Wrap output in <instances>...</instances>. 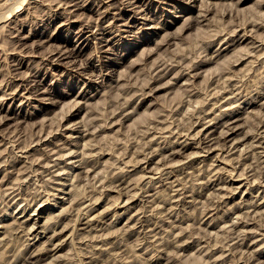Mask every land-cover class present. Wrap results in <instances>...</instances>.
Masks as SVG:
<instances>
[{
    "label": "rangeland",
    "instance_id": "374dc122",
    "mask_svg": "<svg viewBox=\"0 0 264 264\" xmlns=\"http://www.w3.org/2000/svg\"><path fill=\"white\" fill-rule=\"evenodd\" d=\"M4 1L0 0V135L2 136H0V161H3L0 162V179L2 178L0 182H3L0 187L3 186L4 188H0V192L4 193L3 195L0 194V264H102L103 262H106L103 264H264V176H262L264 175L262 173L264 172V159H261L264 157V141L261 143L264 140V128H260L264 127V0ZM2 2L5 5L4 3L1 4ZM18 5L19 7L17 8L19 9H13ZM8 8H12L15 12L13 10L9 11ZM204 10L206 12L208 10L206 15ZM7 13L10 16L8 15L7 17ZM7 28L12 29L8 31ZM23 40L25 42H22ZM51 49H54V52ZM216 53L219 56H216ZM219 53L222 54L221 57ZM64 54L66 56L61 57ZM255 56L257 58H254ZM206 57L210 58L207 59ZM215 57L216 59H214ZM197 62L200 63L197 64ZM193 64H197L195 65L197 67ZM189 68L191 69L189 70ZM159 70H162L161 74ZM180 70L183 73H180ZM191 71L198 75L192 74ZM222 74L226 75L223 76ZM187 75L189 78L186 77ZM190 78L192 79L190 80ZM188 80L191 81V84ZM186 81L191 86L186 85ZM193 90L195 91L191 92ZM211 92L216 93L215 96ZM219 94L220 97H218ZM224 95L225 97H223ZM125 101L129 105L124 104L126 103ZM215 101L218 103L213 106ZM227 102H231V104ZM122 105L125 106V109H123ZM200 105H203V107L199 108ZM120 106L121 110L118 109ZM200 109L203 110L201 111ZM113 110L115 115L112 113ZM133 110L134 112L137 111L131 113ZM127 111L129 112L126 113ZM219 112L220 114L223 113V117L220 116ZM166 113H169L170 116ZM128 114H130V118ZM229 116H232L230 118L231 121L238 117L241 118L235 121L238 123V128L236 127L237 129L235 128L232 131L221 123L223 119L225 120ZM258 117H261V120ZM116 118L118 120L121 118L119 120L121 123L119 121L116 122ZM163 118L167 121L163 120ZM188 118L196 121L192 120L193 123H191V120H187ZM150 119L152 120L150 121ZM172 119L177 121V123L173 122ZM184 119H186L184 124L187 122L185 125L183 124ZM112 120H115L116 123ZM152 121H155L154 125ZM112 122L114 126L111 124ZM201 122L204 126H202ZM102 123H105V125ZM161 123H164L165 127L168 125L167 129L169 131ZM94 124L99 126L97 127ZM147 124L152 125V128ZM189 124L193 128L190 131ZM159 125L161 130H163L161 133ZM95 127L97 128L96 131ZM183 127L186 129H183ZM142 128H144V132L146 128H151L152 131L154 128L158 130L156 133L154 130V134L151 130H148V135L146 129L144 135V132L142 134L140 131ZM179 129L180 131H178ZM182 129L185 131L181 134ZM222 129L225 131L224 133L228 130L229 136L226 139L223 136ZM84 130L88 131L85 132ZM197 130L199 135H196ZM188 131L192 134L188 133ZM93 133H96L95 136ZM157 133L159 134L157 135ZM219 133L220 135L222 134V137L219 136ZM256 133H258L259 137H256ZM150 134L154 135H151L155 138L151 137L153 141L150 140V137L148 139ZM161 134L164 138L163 136L159 137ZM91 135L94 137H90ZM140 135L142 141L141 137H139ZM11 138L12 140H10ZM144 138L148 141L145 142ZM6 139L9 143H6ZM90 141L92 144L89 143ZM183 141H186V143ZM246 141L248 142L246 143ZM137 142H141V146ZM162 142L166 146H163L164 143ZM251 142L252 144L255 142L257 147L254 144V147H250L252 145ZM84 143L86 145L89 143L88 145L91 144L92 146L90 145L88 148ZM183 143L188 144L185 149L181 147ZM144 144L146 148L148 147L147 150L153 153L150 152V154L143 147L146 150L145 152L142 149ZM150 144H153V146ZM132 146L137 147L133 148ZM18 147L19 149L24 147V149L19 150L17 149ZM66 147H72L70 149L73 152L68 153L67 151L71 152V150H67ZM149 147L153 148L149 150ZM174 147L176 149L180 147L181 151L171 155L172 151L170 150H176ZM248 147H250L251 152L253 150L252 153H250ZM61 148H64V150ZM154 148H157L158 151L157 149L155 151ZM204 148H207L208 152ZM73 149L76 150L74 151ZM227 149L229 151H225ZM62 150L68 154L62 153ZM142 150L144 152H141ZM166 150L170 152L168 153ZM21 151L26 154L21 153ZM48 152L50 153L48 154ZM136 152H140V154ZM217 152H220L219 157L221 158L218 157ZM244 152L249 154L246 155ZM41 154L43 156L47 155V157L44 158ZM158 154L164 157L162 158ZM229 154L235 158L233 156L231 158ZM238 154H241V156ZM252 154L254 156L256 154L260 155V157L255 156L257 157L255 162L258 160L259 165L255 164V157ZM56 155L61 157H56L58 162L54 158ZM83 155L88 156L84 157ZM243 155L245 156L243 157ZM142 157L145 158L141 159ZM224 157H228V162ZM236 157H242L243 159H237ZM13 158L17 165H14ZM27 158L28 160H25ZM149 158L151 162L147 163L146 160ZM249 158L250 161L253 160L250 162ZM4 159L6 160L4 161ZM7 159L10 160L8 161ZM32 159L36 161L32 162ZM168 159L169 161H167ZM24 160L26 161L25 164H23ZM47 160L49 163L54 160L55 162L50 163L51 165L48 163L46 166L45 161ZM242 160L247 161L248 164L246 162L244 164ZM30 161L34 164L35 169L30 164ZM41 161L45 165H41ZM165 161L170 166L166 167ZM252 162H254L252 164L253 167L257 165L262 170L258 168V172L256 170L257 166L254 168L256 171L252 170L249 166ZM241 164L242 166H240ZM243 164L244 167L247 164L248 166L245 168L249 167L250 170L245 169ZM22 165L26 170H23ZM213 165L216 166L214 167ZM2 166L10 170L6 171L7 169ZM219 166H222V168ZM13 167H16V169L14 170ZM36 167H39V170H36ZM159 167L162 168V170L160 168L161 171H163L164 167L163 173L156 169ZM232 168L235 169L234 173ZM134 169L137 170L135 171ZM243 169H245V173ZM54 170H57L58 173H56L57 171L52 173ZM43 171L44 173H42ZM228 171L230 173H227ZM241 171H243L242 174L240 173ZM176 172L180 175L177 176ZM112 173L113 175L109 176ZM190 173H193V175ZM207 173H211V177ZM253 173L259 174L255 176ZM51 174L52 178L50 177ZM197 174L198 176H196ZM230 174L233 175L231 176ZM240 174L244 177L237 176ZM24 175L25 178L27 177V181ZM27 175H30V177ZM53 175H56V177ZM185 175L191 178L188 179ZM212 175L215 177L212 178ZM35 176L36 178L38 177L37 181L34 179ZM116 176L120 179H117ZM142 176H145L144 179ZM208 176L212 181L208 179ZM177 177H182L181 182L180 178L178 179ZM219 177L225 179V183ZM255 177H257V181ZM4 178H6V181H4ZM20 178L23 179L20 180ZM122 178L125 179L123 180ZM174 178L179 181L174 183ZM50 179L51 181H49ZM101 179H105V182ZM106 179L108 182H106ZM165 179L166 181H164ZM126 180L128 185L125 184ZM252 180L256 181V185L253 184ZM206 181L207 183H205ZM142 183H145V187ZM154 183L158 187L155 188ZM14 184L19 186L16 185L15 187ZM223 184L229 185V189L226 185L225 187L222 186ZM13 185L14 187H11ZM119 185H122V187L116 188ZM125 185L128 189H126ZM129 185L130 188L134 187L139 192H135L134 188L129 189ZM171 185H174L175 188ZM35 186H40V191ZM8 187L12 189L10 190ZM207 187H210V189ZM145 188L148 189L146 190ZM192 188L193 190L197 189L196 192ZM218 188L223 189L222 191H226V193L219 191ZM6 189L10 190V194L9 192L7 193ZM175 189H180V192ZM203 189L205 192L202 191ZM27 190L30 192L27 193ZM181 190L185 194L178 197L182 195ZM188 192L189 196L187 195ZM219 192L225 195L228 192L227 197L223 196L222 193L220 196ZM21 194L24 195L21 196ZM129 194H133L135 197H130ZM157 194L159 198L156 197ZM172 196V201H169L168 198L171 199ZM175 196L178 198H174ZM95 197H98L99 200ZM10 198L11 200L8 201ZM128 198H133V200L128 202ZM29 202L31 203L29 204ZM184 202L185 204H183ZM170 203H177L178 205L175 204L173 206ZM73 204L75 205L73 206ZM81 204H84L83 209ZM87 204L89 205L87 206ZM154 207L158 208L155 209ZM170 208L172 209L171 211ZM89 210L90 212H87ZM173 210L174 213H170ZM254 210L258 213L253 215ZM165 211L167 214H165ZM238 211H240L241 215L243 212L246 213L243 214V219L242 216L238 215ZM250 211L251 213H249ZM93 216L94 218H92ZM244 216L247 218L250 216L251 218L247 219ZM90 218L92 220L96 218V220L92 221ZM72 219L76 220L73 222ZM253 220L255 221L253 222ZM244 221L247 223L245 224ZM88 222L94 223L87 224ZM32 224H37V226ZM137 227L139 228L136 231L135 228ZM225 227L228 230L230 228V230L227 231ZM24 228H28L26 230L29 232L26 233ZM73 228H77L76 231ZM231 228L237 229L234 231ZM181 230H184V234ZM153 232L157 233L155 234L156 236ZM235 232L239 234L236 236ZM177 233H180V235ZM228 233L229 235L226 236ZM144 235L149 236V238ZM238 235H240V238L237 239ZM141 237L144 239L140 240L139 238ZM152 237H155L156 240ZM197 238H201V241ZM225 239L227 240L225 241ZM204 240L205 243H203ZM158 241L160 243H156ZM151 242L153 247L150 245ZM199 242L202 243L199 245ZM153 243H156V246ZM223 243L229 246L226 247ZM233 244L237 245V248H234L236 246ZM230 245H233L232 247L236 250H233ZM207 247L210 250L213 247L211 252H209L210 250ZM207 249L208 252L206 253ZM241 249L242 251L240 252ZM226 250H228L227 254H225ZM222 253L225 254L227 261L224 256V258L221 256L223 255ZM227 255L229 256L227 257ZM218 256L220 257L218 258ZM107 258H109V261L112 260V263H109Z\"/></svg>",
    "mask_w": 264,
    "mask_h": 264
},
{
    "label": "bare ground",
    "instance_id": "6f19581e",
    "mask_svg": "<svg viewBox=\"0 0 264 264\" xmlns=\"http://www.w3.org/2000/svg\"><path fill=\"white\" fill-rule=\"evenodd\" d=\"M3 1H4V0H3ZM7 1H8V0H7ZM76 1L78 2V0H76ZM4 2H5V1H4ZM4 2H2L1 4H3ZM77 2H76V4H77ZM129 2H130V1H129ZM132 2H133V1H132ZM123 3H124V2H123ZM7 4H8V3H7ZM7 4H6V6H7ZM76 4L74 3V5H76ZM129 4H130V3H129ZM132 4H133V3H132ZM4 5H5V3H4ZM84 5H85V4H84ZM21 6H22V5H21ZM80 6H81V5H80ZM15 7H16V8H13V7H12V8H13V9H19V8H17V7H19V5H18V6H15ZM78 7H79V6H78ZM109 7H110V6H109ZM12 8H11V9L8 8L9 11H10V10H13ZM210 8H211V7H210ZM108 9H109V8H108ZM206 9H207V8H206ZM208 9H209V7H208ZM20 10H21V9H20ZM9 11H8V12H9ZM17 11H18V10H17ZM105 11H106V10H105ZM204 11H205V10H204ZM13 12H15V10H13ZM19 12H20V11H19ZM205 12H206V11H205ZM207 12H208V10H207ZM207 12L205 13V15L207 14ZM16 13H17V12H16ZM22 13H23V12H22ZM60 13H61V12H60ZM67 13H69V12H67ZM202 13H203V12H202ZM10 14H11V12H10ZM14 14H15V13H14ZM8 15H9V14L7 13L6 16L8 17ZM22 15H23V14H22ZM9 16H10V15H9ZM203 16H204V14H203ZM14 17H15V16H14ZM9 18H10V17H9ZM12 19H13V17H12ZM23 19H24V18H23ZM14 20H15V18H14ZM14 20H13V21H14ZM16 20H19V19H16ZM21 21H23V20L21 19ZM18 22H19V21H18ZM10 23H11V22H10ZM12 23H13V22H12ZM15 23L17 24V22H15ZM8 25H9V24H8ZM13 25H14V24H13ZM6 26H7V25H6ZM86 26H87V25H86ZM7 27H8V26H7ZM18 27H19V25H18ZM12 28H14V27L12 26ZM12 28H9V29H12ZM15 28H16V26H15ZM7 29H8V28H7ZM9 29H8V31H9ZM20 29H21V28H20ZM18 30H19V29H18ZM245 30H246V29H245ZM11 31H12V30H11ZM15 31H16V30H15ZM20 31H21V30H20ZM234 31H235V30H234ZM13 32H14V31H13ZM245 34H246V33H245ZM247 34H248V33H247ZM218 35H219V34H218ZM27 37H28V36H27ZM245 37H246V35H245ZM19 38H20V37H19ZM243 38H244V37H243ZM25 39H26V38H25ZM108 39H109V38H108ZM241 39H242V38H241ZM47 40H49V39H47ZM111 40H112V39H111ZM244 40H245V39H244ZM16 41H17V40H16ZM20 41H21V40H20ZM20 41H19V42H20ZM107 41H108V40H107ZM22 42H25V41L23 40ZM257 42H258V41H257ZM22 44H23V43H22ZM260 45H261V44H260ZM260 45H259V47L261 48L262 45H261V46H260ZM252 46H253V45H252ZM54 47H55V46H54ZM253 47H254V46H253ZM255 47H256V46H255ZM259 47H257V48H259ZM219 48H220V47H219ZM227 48H228V47H227ZM257 48H256V49H257ZM260 48H259V49H260ZM14 49L16 50V48H14ZM222 49H223V48H222ZM222 49H221V50H222ZM224 49H225V48H224ZM228 49H229V48H228ZM253 49H254V48H253ZM259 49H257V50H259ZM261 49H262V48H261ZM51 50H52V49H51ZM53 50H54V49H53ZM53 50H52V51H53ZM57 50H59V49H57ZM61 50H63V49L61 48ZM64 50H66V49H64ZM226 50H227V49H226ZM52 51H51V52H52ZM216 51H217V50H216ZM218 51H220V50H218ZM248 51H249V50H248ZM248 51H247V52H248ZM253 51H254V50H253ZM53 52H54V51H53ZM60 52H61V51H60ZM60 52H59V53H60ZM66 52H67V51H66ZM225 52H226V51H225ZM249 52H250V51H249ZM10 53H11V52H10ZM13 53H14V52H13ZM17 53H18V52H17ZM55 53H56V51H55ZM59 53H57V54H59ZM61 53H62V52H61ZM223 53H224V52H223ZM226 53H227V52H226ZM251 53H252V52H251ZM52 54H53V53H52ZM66 54H67V53H66ZM66 54L62 55L61 57L66 56ZM219 54H220V53H219ZM247 54H250V53H247ZM59 55H60V54H59ZM59 55H58V56H59ZM221 55H222V54H220V57H221ZM250 55H252V54H250ZM22 56H23V55H22ZM52 56H53V55H52ZM211 56H212V55H211ZM216 56H219V55H217V53H216ZM53 57H54V56H53ZM68 57H69V56H68ZM55 58H56V56H55ZM206 58H207V57H206ZM209 58H210V57H209ZM209 58H207V59H209ZM254 58H257V57L255 56ZM61 59H62V58H61ZM214 59H216V57H215ZM54 60H55V59H54ZM201 60H202V59H201ZM203 60H204V59H203ZM205 60H206V59H205ZM57 61H58V60H57ZM165 61H166V60H165ZM198 61H199V60H198ZM208 61H209V60H208ZM210 61H211V60H210ZM193 62H194V61H193ZM193 62H192V63H193ZM204 62H206V61H204ZM204 62H203V63H204ZM165 63H166V62H165ZM198 63H200V62H197V64H198ZM210 63H211V62H210ZM172 64H173V63H172ZM189 64H190V63H189ZM197 64H195V65H197ZM170 65H171V64H170ZM191 65H192V64H191ZM193 65H194V64H193ZM195 65H194V66H195ZM203 65H204V64H203ZM171 66L173 67V65H171ZM174 66H175V65H174ZM176 66H177V65H176ZM188 66H190V65H188ZM194 66H193V68H194ZM200 66H201V65H200ZM87 67H88V66H87ZM166 67H167V66H166ZM172 67H171V69H172ZM191 67H192V66H191ZM195 67H197V66H195ZM193 68H192V70H193ZM165 69H166V68H165ZM181 69L184 70L183 67H181ZM190 69H191V68H189V70H190ZM166 70H167V69H166ZM166 70H165V71H166ZM168 70H169V69H168ZM161 71H162V70H159L160 74H161ZM169 71H170V70H169ZM185 71H186V70H185ZM185 71H184V72H185ZM187 71H188V70H187ZM167 72H168V71H167ZM179 72H180V73H183V72H181V70H180ZM179 72H178V73H179ZM189 72H190V71H189ZM178 73H177V74H178ZM186 73H187V72H186ZM191 73L194 74L195 72H192V71H191ZM197 73H198V72H197ZM165 74H166V73H165ZM177 74H175V75H177ZM158 75H159V74H158ZM158 75H157V76H158ZM178 75H179V74H178ZM194 75H198V74L195 73ZM222 75H223V74H222ZM222 75H221V76H222ZM224 75H226V74H224ZM224 75H223V76H224ZM155 76H156V75H155ZM162 76H163V75H162ZM162 76H160V77H162ZM181 76H182V75H181ZM181 76H180V77H181ZM178 77H179V76H178ZM186 77H188V75H187ZM190 77H191V75H190ZM157 78H159V77H157ZM188 78H189V77H188ZM194 78H195V77H194ZM220 78H221V77H220ZM154 79H155V77H154ZM185 79H186V78H185ZM191 79H192V78H190V80H191ZM176 80H177V79H176ZM190 80H188L189 83L191 82ZM188 81H186V82H187L186 85L189 84ZM184 83H185V82H184ZM190 84H191V83H190ZM188 86H191V85H188ZM28 87H29V86H28ZM192 87H193V85H192ZM189 88H191V87H189ZM195 90H196V89H195ZM195 90H193V91H191V92H194ZM43 91H44V90H43ZM45 91H46V90H45ZM189 91H190V89H189ZM224 91L227 92V90H225V89H224ZM259 92H260V91H259ZM150 93H151V92H150ZM211 93H212V92H211ZM190 94H191V93H190ZM195 94H196V93H195ZM212 94H214V93H212ZM212 94H211V95H212ZM215 94H216V93H215ZM215 94H214V96H215ZM262 94H263V92H262ZM207 95H208V94H207ZM29 96H30V95H29ZM209 96H210V95H209ZM218 97H220V94H219ZM223 97H225V95H224ZM223 97H222V98H223ZM29 98H30V97H29ZM27 99H28V98H27ZM126 101H127V100H126ZM126 101H125V102H126ZM216 101H217V99H216ZM216 101L213 102V106H214V104H217V103H218V102L216 103ZM228 101H230V100H228ZM254 101H256V100H254ZM232 102H233V101H232ZM251 102H252V101H251ZM225 103H226V102H225ZM227 103H228V104H229V103L231 104V102H227ZM124 104H128V102H126V103H124ZM130 104H131V103H130ZM182 104H183V103H182ZM120 105H121V103H120ZM128 105H129V104H128ZM204 105H205V104H204ZM130 106H131V105H130ZM220 106H222V105H220ZM122 107H124L123 109H125V106H124V105H122ZM201 107H203V105H202V106L200 105L199 108H201ZM228 107H230V106H228ZM233 107H234V106H233ZM236 107H237V106H236ZM126 108H127V107H126ZM134 108H135V107H134ZM134 108H133V109H134ZM199 108H198V109H199ZM212 108H213V107H212ZM118 109L121 110V106H120V108H118ZM206 109H207V108H206ZM235 109H236V108H235ZM237 109H238V108H237ZM119 110H116V111H119ZM134 110H135V109H134ZM134 110H133V112H131V113H135V112L137 111V110H136V111L134 112ZM172 110H173V109H172ZM200 110H201V109H200ZM200 110H199V111H200ZM202 110H203V109H202ZM202 110H201V111H202ZM213 110H214V109H213ZM220 110H222V109H220ZM220 110H219V111H220ZM116 111H115V112H116ZM174 111H175V109H174ZM215 111H216V109H215ZM223 111H224V110H223ZM223 111H222V112H223ZM228 111H229V109H228ZM121 112H122V111H121ZM128 112H129V111H127L126 113H128ZM172 112H173V111H172ZM204 112H206V111H204ZM204 112H203V113H204ZM211 112H212V111H211ZM220 112H221V111H220ZM220 112H219V114H220ZM225 112H226V111H225ZM234 112H236V111H234ZM112 113L114 114V110H113ZM126 113H124V114H126ZM162 113H163V112H162ZM170 113H171V112H170ZM175 113H176V112H175ZM177 113H178V112H177ZM227 113H228V112H227ZM110 114H111V113H110ZM110 114H109V115H110ZM119 114H120V113H119ZM124 114H123V115H124ZM166 114H167V113H166ZM168 114H169V113H168ZM168 114H167V115H168ZM172 114H173V113H172ZM198 114H199V113H198ZM201 114H202V113H201ZM206 114H207V113H206ZM216 114H217V113H216ZM222 114H223V113H222ZM222 114H220V116L223 117ZM224 114H226V113H224ZM232 114H233V112H232ZM111 115H112V114H111ZM114 115H115V114H114ZM114 115H113V116H114ZM116 115H117V112H116ZM209 115H210V114H209ZM227 115H228V114H227ZM229 115H231V114H229ZM124 116H125V115H124ZM156 116H157V115H156ZM160 116H161V114H160ZM169 116H170V114H169ZM197 116H198V115H197ZM218 116H219V115H218ZM7 117H8V116H7ZM117 117H118V116H117ZM128 117L130 118V114H128ZM157 117H158V116H157ZM163 117H164V116H163ZM191 117H193V116H191ZM200 117H201V116H200ZM202 117L204 118V116H202ZM207 117H208V116H207ZM231 117H232V116H229V117H227V119L225 118V120L223 119V121H222V122L220 121V122L222 123V125H223L224 127L226 126L227 129H231V131H232V130H234L236 127L238 128V123H236L235 121H238V120H240L241 118L237 116V117H238L237 119L231 121V120H230ZM124 118H125V117H124ZM126 118H127V117H126ZM153 118H155V117H153ZM159 118H160V117H159ZM164 118H166V117H164ZM164 118H163V120H166V119H164ZM171 118H172V117H171ZM171 118H170V119H171ZM205 118H206V117H205ZM211 118H212V117H211ZM213 118H214V117H213ZM217 118H219V117H217ZM258 118H260V120H261V117H258ZM106 119H107V118H106ZM120 119H121V118H119V120H120ZM156 119H157V118H156ZM156 119H154V120H155V121H158V120H156ZM160 119H161V118H160ZM160 119H159V120H160ZM201 119H202V118H201ZM206 119H207V118H206ZM206 119H205V120H206ZM214 119H215V118H214ZM119 120L116 118V122L119 121ZM122 120H123V119H122ZM122 120H121V121H122ZM151 120H152V119H150V121H151ZM163 120H162V121H163ZM177 120H178V118H177ZM180 120H181V119H180ZM182 120H183V119H182ZM187 120H188V121L191 120V123H193V122H192L193 119H189V118H188ZM194 120H195V119H194ZM194 120H193V121H194ZM219 120H220V119H219ZM229 120H230L231 122H230ZM260 120H259V121H260ZM262 120H263V119H262ZM106 121H107V120H106ZM106 121H104V122L107 123ZM112 121H113L114 123H116L115 120H112ZM155 121H154V122H155ZM166 121H167V120H166ZM168 121H169V120H168ZM172 121H173V119H172ZM174 121H175V120H174ZM174 121H173V122H174ZM185 121H186V119H184L183 124H184ZM195 121H196V120H195ZM195 121H194V122H195ZM200 121H201V120H200ZM202 121H203V120H202ZM1 122H2V121H1ZM110 122H111V119H110ZM113 122H112L111 124L114 126ZM119 122H120V121H119ZM122 122H123V121H122ZM148 122H149V121H148ZM152 122H153V121H152ZM154 122L152 123L153 125H154ZM158 122H160V121H158ZM175 122L177 123V121H175ZM178 122H179V120H178ZM217 122H218V120H217ZM223 122H224V123H223ZM105 123H102V124L105 125ZM120 123H121V122H120ZM149 123H150V122H149ZM171 123H172V122H171ZM186 123H187V122H186ZM186 123H185V124H186ZM191 123H190V124H191ZM199 123H200V122H199ZM199 123H198V125H199ZM201 123H202V122H201ZM207 123H208V121H207ZM258 123H261V122H258ZM258 123H256V124H258ZM97 124H99V123H97ZM157 124H158V123H157ZM161 124H164V123H161ZM167 124H169V123L167 122ZM178 124H180V123H178ZM181 124H182V123H181ZM183 124H182V125H183ZM185 124H184V125H185ZM190 124H189V125H190ZM194 124H195V123H194ZM202 124H203V123H202ZM216 124H217V123H216ZM224 124H226V125H224ZM263 124H264V122H263ZM94 125H95V124H94ZM94 125H92V126H94ZM100 125H101V124H100ZM147 125H149V124H147ZM170 125H171V124H170ZM182 125H181V126H182ZM187 125H188V124H187ZM191 125H192V124H191ZM191 125H190V127L188 126V127H189V131H190V129H193V128H191ZM213 125H215V124H213ZM218 125H220V124H218ZM95 126L98 127L99 125H95ZM142 126H143V125H142ZM145 126H146V125H145ZM159 126H160V125H159ZM159 126H158V127H159ZM163 126L165 127L166 125L164 124ZM163 126H162V127H163ZM179 126H180V125H179ZM179 126H178V127H179ZM195 126H196V125H195ZM195 126H194V128H195ZM202 126H204V124H203ZM211 126H212V125H211ZM216 126H217V125H216ZM85 127H87V125H85ZM85 127H84V129H85ZM88 127H89V126H88ZM100 127H102V126H100ZM100 127H99V128H100ZM103 127H104V126H103ZM103 127H102V128H103ZM146 127H147V126H146ZM149 127L152 128V125H151V126L149 125ZM155 127H157V126H155ZM167 127H168V125H167ZM167 127H165V128L167 129ZM170 127H171V126H170ZM175 127H177V126H175ZM151 128H148V129L146 128V129H147V133H148V135H149V131H148V130H151ZM172 128H173V127H172ZM197 128H198V127H197ZM202 128H204V127H202ZM237 128H236V129H237ZM260 128L263 129L264 127H260ZM86 129H87V128H86ZM88 129H90V128H88ZM92 129H93V127H92ZM94 129H95V131H96L97 128L95 127ZM146 129H145V132H146ZM156 129H157V128H156ZM170 129H171V128H170ZM175 129H176V128H175ZM175 129H174V130H175ZM183 129H186V128L183 127ZM183 129H182L181 134L183 133V131H185V130H183ZM187 129H188V128H187ZM195 129H196V128H195ZM207 129H208V128H207ZM209 129H210V128H209ZM223 129H224V128H223ZM223 129H222L221 131H223ZM256 129H257V128H256ZM142 130H143V131H142ZM142 130H140V131H141L142 134H143V132H144V128H142ZM154 130H155V128H154ZM154 130H153V131H154ZM157 130H158V129H157ZM157 130H155V133H156ZM164 130H165V129H164ZM167 130H168V129H167ZM171 130H173V129H171ZM176 130H177V129H176ZM225 130H226V129H225ZM84 131H85V130H84ZM87 131H88V130H87ZM87 131H85V132H87ZM151 131H152V130H151ZM151 131H150V132H151ZM153 131H152V133L154 134ZM161 131H163V130H161V126H160V133H161ZM165 131H166V130H165ZM168 131H169V130H168ZM168 131H167V132H168ZM178 131H180V129H179ZM186 131H187V130H186ZM189 131H188V133H190ZM199 131H200V130H199ZM202 131H203V130H202ZM211 131H212V130H211ZM227 131H228V130H227ZM227 131H226V133H224L225 131H223V133H224L223 136H224L225 139H226V137L229 136V133H228ZM231 131L229 130V132H231ZM255 131H256V130H255ZM262 131H263V130H262ZM262 131H261V132H262ZM0 132H1V131H0ZM85 132H83V133H85ZM89 132H90V130H89ZM145 132H144V135H145ZM172 132H173V131H172ZM214 132H215V131H214ZM257 132H258V131H257ZM261 132L259 133V136H260ZM96 133H97V132H96ZM96 133H93L94 136H95ZM138 133H140V132L138 131ZM147 133H146V134H147ZM175 133H176V132H175ZM179 133H180V132H179ZM186 133H187V132H186ZM188 133H187V134H188ZM196 133H197L196 135H199L198 130H197ZM254 133H255V132H254ZM17 134H18V133H17ZM85 134H86V133H85ZM85 134H84V135H85ZM142 134H141V135H142ZM153 134H150V136H148V139H150V138L152 137L151 135H153ZM158 134H159V133H157V135H158ZM163 134H164V133H163ZM187 134H186V136H188ZM190 134H192V133H190ZM211 134H212V132H211ZM257 134H258V133H256V137H259ZM2 135H3V134H2ZM5 135H6V134H5ZM49 135H50V134H49ZM49 135H47V136H49ZM84 135H83V136H84ZM141 135H140L139 137H141ZM144 135H143V136H144ZM171 135H172V134H171ZM171 135H170V137H171ZM173 135H174V134H173ZM183 135H184V134H183ZM212 135H213V134H212ZM221 135H222V134H221ZM221 135H220V133H219V136H221ZM0 136H1V135H0ZM7 136H8V135H7ZM14 136H15V135H14ZM17 136H18V135H17ZM47 136H46V137H47ZM94 136L91 135L90 137H94ZM153 136H154V135H153ZM162 136H163L162 134H161V136L159 135V137H162ZM165 136H167V135H165ZM178 136H179V135H178ZM189 136H193V135H189ZM194 136H195V135H194ZM209 136H210V135H209ZM253 136H255V135H253ZM1 137H2V136H1ZM5 137H6V136H5ZM41 137H42V136H41ZM85 137H86V136H85ZM87 137H88V136H87ZM145 137H146V136H145ZM149 137H150V138H149ZM155 137H156V135H155ZM168 137H169V136H168ZM168 137H167V138H168ZM174 137H175V136H174ZM176 137H177V136H176ZM197 137H198V136H197ZM203 137H205V136H203ZM214 137H215V136H214ZM221 137H222V136H221ZM256 137H255V139H256ZM263 137H264V136H263ZM17 138H18V137H17ZM19 138H20V137H19ZM39 138H40V137H39ZM39 138H38V139H39ZM88 138H89V137H88ZM152 138H153V137H152ZM152 138L150 139L151 141H153ZM156 138H157V137H156ZM163 138H164V136H163ZM180 138H181V137H180ZM190 138H191V137H190ZM199 138H201V137H199ZM217 138H219V137H217ZM217 138H216V139H217ZM224 138H223V139H224ZM38 139H37V140H38ZM47 139H48V138H47ZM90 139H91V138H90ZM144 139H145V138H144ZM144 139H143V140H144ZM153 139H155V138H153ZM161 139H162V138H161ZM161 139H160V141H161ZM165 139H166V138H165ZM178 139H179V138H178ZM202 139H203V138H202ZM207 139H208V138H207ZM209 139H210V138H209ZM255 139H254V140H255ZM1 140H2V138H1ZM8 140H9V139H8ZM10 140H12V138H11ZM18 140H19V139H18ZM40 140H41V139H40ZM40 140H39V141H40ZM86 140H87V139H86ZM88 140H89V139H88ZM145 140H146V139H145ZM145 140H144V141H145ZM163 140H164V139H163ZM168 140H169V139H168ZM187 140H188V139H187ZM205 140H206V139H205ZM214 140H215V139H214ZM15 141H16V138H15ZM41 141H42V140H41ZM141 141H142V137H141ZM144 141H143V142H144ZM147 141H148V140H146L145 142H147ZM151 141H150V142H151ZM160 141H159V142H160ZM169 141H170V140H169ZM171 141H172V140H171ZM192 141H193V140H192ZM192 141H191V142H192ZM194 141H195V138H194ZM197 141H198V140H197ZM199 141H200V140H199ZM252 141H253V140H252ZM263 141H264V140H262L261 143H263ZM7 142H8V141H7V139H6V143H7ZM17 142H18V141H17ZM36 142H38V141H36ZM44 142H45V141H44ZM86 142H88V141H86ZM143 142H142V144H143ZM150 142H149V143H150ZM178 142H179V140H178ZM183 142L186 143V141H183ZM189 142H190V141H189ZM189 142H188V143H189ZM200 142H203V141H200ZM209 142H210V141H209ZM214 142H215V141H214ZM214 142H213V143H214ZM247 142H248V141H246V143H247ZM258 142H259V141H258ZM258 142H257V144H258ZM6 143H5V145H6ZM8 143H9V142H8ZM89 143H91V141H90ZM89 143H88V144H89ZM135 143H136V142H135ZM137 143H139V142H137ZM140 143H141V142H140ZM140 143H139V144H140ZM149 143H145V144H149ZM156 143H157V142H156ZM160 143H161V142H160ZM160 143H159V145H160ZM162 143H164V142H162ZM171 143H172V142H171ZM175 143H176V142H175ZM184 143H183L182 146H181L183 149H185V148L188 146V144H184ZM203 143H204V142H203ZM213 143H212V145L215 144V143H214V144H213ZM217 143H218V142H217ZM217 143H216V144H217ZM242 143H243V142H242ZM13 144H14V143H13ZM16 144H17V143H16ZM84 144L86 145V143H84ZM84 144H83V145H84ZM88 144H87L86 146H88V148H89V146H90L92 143H91L90 145H88ZM145 144L142 145V149H143V150H145V149L147 150V149H148V147L146 148V145H145ZM178 144H179V143H178ZM197 144H198V143H197ZM248 144H249V143H248ZM251 144H252V142H251ZM251 144H250V145H251ZM253 144H254V146H256V145H255V142H254ZM253 144H252L250 147H254ZM45 145H46V144H45ZM47 145H48V144H47ZM76 145H77V144H76ZM137 145H138V144H137ZM150 145L153 146V144H150ZM164 145H165V143L163 144V146H164ZM168 145H169V144H168ZM171 145H172V144H171ZM173 145H174V142H173ZM175 145H176V144H175ZM190 145H191V144H190ZM190 145H189V146H190ZM205 145H206V144H205ZM210 145H211V144H210ZM212 145H211V147H213ZM219 145H220V144H219ZM263 145H264V144H263ZM14 146H15V145H14ZM41 146H42V144H41ZM57 146H59V145H57ZM57 146H56V147H57ZM86 146H84V147H86ZM91 146H92V145H91ZM139 146H141V144H140ZM148 146H149V145H148ZM160 146H162V145H160ZM165 146H166V145H165ZM197 146H198V145H197ZM202 146H203V145H202ZM236 146H237V145H236ZM258 146H261V145H258ZM6 147H7V146H6ZM12 147H13V145H12ZM15 147H16V146H15ZM21 147H22V146H21ZM56 147H55V148H56ZM60 147H61V146H60ZM75 147H76V146H75ZM132 147H133V146H132ZM136 147H137V146H136ZM136 147H133V148H136ZM143 147H145V149H144ZM171 147H173V146H171ZM191 147H192V146H191ZM198 147H199V146H198ZM207 147H208V146H207ZM215 147H216V146H215ZM234 147H235V146H234ZM250 147H248L249 151H250ZM256 147H257V146H256ZM13 148H14V147H13ZM13 148H12V150H14ZM25 148H26V147H25ZM47 148H48V147H47ZM51 148H52V147H51ZM70 148H72V147H70ZM70 148H67V147H66L67 150H68V149L71 150V152H70V151H67L68 153H72V152H73L72 149H70ZM86 148H87V147H86ZM91 148H92V147H91ZM151 148H153V147H151ZM151 148L149 147V150H150ZM158 148H159V147H158ZM160 148H161V147H160ZM163 148H164V147H163ZM174 148H175V147H174ZM179 148H180V147H179ZM179 148H177V149L175 148L176 150H170V151H172V152H171V155H172V154L174 155L175 153L180 152L181 149H179ZM189 148H190V147H189ZM202 148H203V147H202ZM208 148H209V147H208ZM263 148H264V147H263ZM17 149H19V147H18ZM21 149H24V147H23V148H20L19 150H21ZM26 149H27V148H26ZM36 149H37V148H36ZM53 149H54V148H53ZM61 149L64 150V148H61ZM76 149H77V148H76ZM76 149H73V150L75 151ZM138 149H140V148L138 147ZM155 149H157V148H154V150H155ZM168 149H169V146H168ZM170 149H171V148H170ZM172 149H173V148H172ZM178 149H179V150H178ZM204 149H207V148H204ZM211 149H212V148H211ZM223 149H224V148H223ZM246 149H247V147H246ZM246 149H245V150H246ZM254 149H255V148H254ZM256 149H257V148H256ZM12 150H11V152H12ZM49 150H50V147H49ZM57 150H59V149L57 148ZM57 150H56V151H57ZM63 150L61 151L62 153L64 152ZM77 150H78V149H77ZM140 150H141V149H140ZM143 150H142L141 152H144ZM146 150H145V152H146ZM154 150H152V151H154ZM15 151H16V150H15ZM23 151H24V150H23ZM32 151H33V150H32ZM32 151H31V152H32ZM51 151H52V150H51ZM51 151H50V152H51ZM56 151H55V152H56ZM137 151H138V150H137ZM155 151H156V150H155ZM157 151H158V149H157ZM166 151H167V150H166ZM170 151H169V152H170ZM184 151H185V150H184ZM209 151H210V149H209ZM225 151H229V150L227 149V150H225ZM258 151H259V150H258ZM258 151H255V152H258ZM16 152H17V151H16ZM45 152H46V150H45ZM45 152H44V153H45ZM50 152H48V154H49ZM58 152H60V151H58ZM67 152H66V153H67ZM76 152H78V151H76ZM147 152H149V151L147 150ZM150 152H151V151H150ZM150 152H149V153H150ZM167 152H168V151H167ZM167 152H165V153H167ZM169 152H168V153H169ZM199 152H200V151H199ZM199 152H197V153H199ZM207 152H208V149H207ZM220 152H221V151H220ZM220 152H219V153L217 152V153H218V154H217L218 157H219ZM252 152H253V150H252ZM252 152L250 151V153H252ZM255 152H254V153H255ZM260 152H261V151H260ZM19 153H20V152H19ZM21 153L24 154L25 152H22V151H21ZM44 153H43V155H44ZM62 153H61V154H62ZM64 153H65V152H64ZM66 153H65V154H66ZM68 153H67V154H68ZM78 153H79V152H78ZM134 153H135V152H134ZM136 153H138V152H136ZM149 153H148V154H149ZM151 153H153V152H151ZM151 153H150V154H151ZM227 153H229V152H227ZM244 153H245V152H244ZM14 154L16 155L15 152H14ZM14 154H13V155H14ZM25 154H26V153H25ZM28 154H29V153H28ZM46 154H47V153H46ZM51 154H52V153H51ZM55 154H56V153H55ZM55 154H54V155H55ZM65 154H64V156H65ZM67 154H66V155H67ZM138 154H140V152H139ZM146 154H147V153H146ZM146 154H144V156H146ZM150 154H149V155H150ZM155 154H156V153H155ZM161 154H163V153H161ZM245 154H246V153H245ZM248 154H249V153H248ZM248 154H246V155H248ZM262 154H263V152H262ZM15 155H14V156H15ZM41 155H42V154H41ZM43 155H42V156H43ZM59 155H60V153H59ZM89 155H90V154H89ZM91 155H92V153H91ZM152 155H154V154H152ZM158 155H159V154H158ZM167 155H169V154H167ZM207 155H208V154H207ZM229 155H231V154H229ZM229 155H228V156H229ZM238 155H239V154H238ZM238 155H237V156H238ZM252 155H253V154H252ZM252 155H250V156H252ZM42 156H41V157H42ZM50 156H51V155H50ZM61 156L63 157V155H61ZM76 156H78V155H76ZM83 156H84V157H87L88 155H87V156L83 155ZM121 156H122V154H121ZM142 156H143V155H142ZM154 156H155V155H154ZM159 156H160V155H159ZM159 156H158V157H159ZM214 156H215V155H214ZM221 156H222V155H221ZM232 156H233V155H231V158H232ZM235 156H236V155H235ZM239 156H241V154H240ZM244 156H245V155H243V157H244ZM250 156H249V157H250ZM253 156H254V155H253ZM255 156L260 157V155H257V154H256ZM255 156H254V157H255ZM7 157H8V156H7ZM15 157H16V156H15ZM24 157H25V156H24ZM43 157L45 158V157H47V155H45V156H43ZM56 157H59V156L56 155V156L54 157L55 160H56ZM90 157H91V156H90ZM146 157H147V156H146ZM150 157H151V156H150ZM158 157H157V158H158ZM160 157H162V156H160ZM160 157H159V159H161ZM163 157H164V156H163ZM163 157H162V158H163ZM165 157H167V156H165ZM212 157H213V156H212ZM222 157H223V156H222ZM229 157H230V156H229ZM233 157H234V156H233ZM5 158H6V157H5ZM8 158H10V157H8ZM22 158H23V157H22ZM51 158H53V157L51 156ZM59 158H61V157H59ZM65 158H66V157H65ZM67 158H68V156H67ZM73 158H74V157H73ZM73 158H72V159H73ZM144 158H145V157H144ZM144 158L142 157L141 159H144ZM152 158H153V156H152ZM155 158H156V157H155ZM219 158H221V157H219ZM224 158L227 159L228 157H227V158L224 157ZM224 158H223V159H224ZM231 158H229V159H231ZM234 158H235V157H234ZM236 158L238 159L239 157H236ZM241 158H242V157H240L239 159H241ZM246 158H247V156L245 157V160H246ZM251 158H253V157H251ZM256 158H257V157L254 158V162L256 161V160H255ZM10 159H12V158H10ZM10 159H9V160H10ZM36 159H39V158H36ZM42 159H43V158H42ZM48 159H49V158H48ZM63 159H64V158H63ZM68 159H69V158H68ZM72 159H71V160H72ZM134 159H135V158H134ZM165 159H166V158H165ZM165 159H164V160H165ZM242 159H243V158H242ZM261 159L263 160L264 157H262ZM5 160H6V159H4V161H5ZM7 160H8V159H7ZM9 160H8V161H9ZM14 160H15V159L13 158V161H14ZM22 160H23V159H22ZM25 160H28V158L25 159ZM25 160H24V161H25ZM29 160H31V159H29ZM32 160H33V159H32ZM34 160H35V159H34ZM34 160H33L32 162H34ZM49 160H51V159H49ZM55 160L52 161V162H55ZM58 160H60V159H58ZM64 160H65V159H64ZM88 160H89V159H88ZM132 160H133V159H132ZM132 160H131V161H132ZM145 160H146V159H145ZM171 160H172V159H171ZM217 160H218V158H217ZM234 160H235V159H234ZM234 160H233V161H234ZM252 160H253V159H252ZM252 160H251V161H252ZM35 161H36V160H35ZM61 161H62V160H61ZM66 161H67V160H66ZM74 161L76 162V160H74ZM74 161H73V162H74ZM82 161H83V160H82ZM84 161H85V160H84ZM84 161H83V162H84ZM136 161H137V159H136ZM138 161H139V158H138ZM141 161H143V160H141ZM154 161H157V160H154ZM167 161H169V159H168ZM220 161H221V160H220ZM223 161H225V160H223ZM235 161H236V160H235ZM240 161H241V160H240ZM242 161H244V160H242ZM249 161H250V158H249ZM251 161H250V162H251ZM259 161H260V160H259ZM0 162H3V161H0ZM10 162H11V161H10ZM14 162H15V161H14ZM14 162H13V163H14ZM18 162H19V161H18ZM30 162H31V161H30ZM32 162H31L30 164L33 166L34 164H33ZM45 162H46V166H47V164L49 163L48 160L45 161ZM52 162H50V163L52 164ZM56 162H58V161L56 160ZM59 162H60V161H59ZM85 162H86V161H85ZM128 162H129V160H128ZM132 162H133V161H132ZM146 162H147V163H148V162L150 163V162H151V159H150V158L147 159ZM157 162H159V161H157ZM157 162H154V163L158 164ZM160 162H161V160H160ZM221 162H222V161H221ZM225 162H226V161H225ZM227 162H228V159H227ZM229 162H230V160H229ZM245 162L247 163V161H244V164H245ZM254 162H252L251 165L249 164V166L252 168V170H253L254 168H256V166H257V165H255V167H253L252 164H254ZM20 163H21V162H20ZM22 163H23V161H22ZM25 163H26V161H25L23 164H25ZM50 163H49V164H50ZM130 163H131V162H130ZM144 163H145V162H144ZM165 163H166V161H165ZM165 163H163V164H165ZM212 163H213V162H212ZM223 163H224V162H223ZM236 163H238V162H236ZM262 163H263V162H262ZM262 163H261V164H262ZM15 164H16V162L14 163V165H15ZM30 164H29V167L31 166ZM35 164H36V162H35ZM43 164L45 165V163H44V162L42 163V161H41V165H43ZM51 164H50V165H51ZM53 164H55V163H53ZM90 164H91V163H90ZM90 164H88V165H90ZM134 164H135V163H134ZM138 164H139V163H138ZM230 164H231V163H230ZM233 164H234V162H233ZM244 164H243V167H244ZM247 164H248V163H247ZM247 164L245 165V167L248 166ZM255 164H258V160H257V162H255ZM259 164H260V163H259ZM259 164H258V165H259ZM263 164H264V163H263ZM10 165H12V164H10ZM14 165H13V166H14ZM16 165H17V164H16ZM37 165H38V163H37ZM37 165H35V166H37ZM55 165H56V164H55ZM67 165H68V164H67ZM69 165H70V164H69ZM92 165H93V164H92ZM129 165H130V164H129ZM136 165H137V164H136ZM145 165H146V164H145ZM211 165H212V164H211ZM226 165H227V164H226ZM226 165H225V166H226ZM234 165H235V164H234ZM237 165H238V164H237ZM24 166H25V165H24ZM27 166H28V163H27ZM27 166H26V168H27ZM39 166H40V165H39ZM64 166L66 167V165H64ZM70 166H71V165H70ZM86 166H87V165H86ZM94 166H95V164H94ZM137 166H138V165H137ZM139 166H140V165H139ZM143 166H144V165H143ZM143 166H142V169H143ZM155 166H156V165H155ZM155 166H154V168H155ZM158 166H159V165H158ZM167 166H170V164L167 165V163H166V167H167ZM213 166L215 167L216 165H213ZM235 166H236V165H235ZM240 166H242V164H241ZM260 166H262V165H260ZM0 167H1V166H0ZM2 167H4V166H2ZM22 167H23V165H22ZM29 167H28V168H29ZM53 167H54V166H53ZM56 167H57V166H56ZM65 167H64V168H65ZM90 167H92V166H90ZM90 167H89V169H90ZM161 167H162V166H161ZM161 167L156 168V169H159L158 171H161V170H162ZM171 167H172V166H171ZM219 167L222 168V166H219ZM245 167H244V168H245ZM263 167H264V166H263ZM4 168H5V167H4ZM13 168H14V167H13ZM23 168H24V167H23ZM30 168H31V167H30ZM30 168H29V169H30ZM33 168H34V166H33ZM36 168H37V167H36ZM38 168H39V167H38ZM38 168H37L36 170H39ZM42 168H44V167L42 166ZM50 168H52V167H50ZM64 168H63V169H64ZM92 168H93V167H92ZM140 168H141V167H140ZM144 168H145V167H144ZM151 168H153V167H151ZM160 168H161V170H160ZM230 168H231V167H230ZM236 168H237V167H236ZM258 168H259V167L257 166V169H256V170H258ZM0 169H1V168H0ZM5 169H7V168H5ZM15 169H16V167L14 168V170H15ZM34 169H35V168H34ZM48 169H49V167H48ZM48 169H47V170H48ZM58 169H59V168H58ZM63 169H61V170H63ZM66 169H67V168H66ZM138 169H139V168H138ZM214 169H215V168H214ZM216 169H218V168H216ZM223 169H224V168H223ZM232 169H233L232 172L234 173V170H235V169H234V168H232ZM232 169H231V170H232ZM245 169H249V170H250L249 167H248V168H245ZM245 169H243V170H244V173H245ZM259 169H260V168H259ZM2 170H3V169H2ZM8 170H10V169H7L6 171H8ZM14 170H13V171H14ZM23 170H26V169L24 168ZM32 170H33V169H32ZM36 170H35V171H36ZM42 170H43V169H42ZM47 170H46V171H47ZM50 170H51V169H50ZM61 170H59V171H61ZM64 170H65V169H64ZM86 170H87V169H86ZM86 170H85V171H86ZM134 170H135V169H134ZM136 170H137V169H136ZM136 170H135V171H136ZM143 170H144V169H143ZM147 170H148V169H147ZM169 170H171V169H169ZM211 170H212V168H211ZM227 170H228V169H227ZM231 170H230V171H231ZM256 170L254 169V171H256ZM260 170H262V169H260ZM0 171H1V170H0ZM4 171H5V170H4ZM33 171H34V170H33ZM56 171H57V170H56ZM56 171L54 170V172L52 171V173H55ZM88 171H89V170H88ZM120 171H121V170H120ZM125 171H126V170H125ZM156 171H157V170H156ZM158 171H157V172H158ZM163 171H164V167H163ZM163 171H161V172L163 173ZM217 171H219V170H217ZM223 171H224V170H223ZM254 171H253V172H254ZM9 172H10V171H9ZM24 172H25V171H24ZM36 172L38 173V171H36ZM49 172H50V171H49ZM61 172H62V171H61ZM65 172H66V171H65ZM114 172H115V171H114ZM152 172H153V171H152ZM201 172H203V171H201ZM201 172H200V173H201ZM209 172H210V171H209ZM211 172H212V171H211ZM225 172H226V171H225ZM225 172H224V173H225ZM251 172H252V171H251ZM258 172H259V170H258ZM261 172H262V171H261ZM0 173H1V172H0ZM2 173H3V171H2ZM5 173H6V172H5ZM10 173H11V172H10ZM30 173L32 174V172H30ZM34 173H35V172H34ZM42 173H44V171H43ZM56 173H58V171H57ZM67 173H68V172H67ZM122 173H123V172H122ZM124 173H125V172H124ZM159 173H160V172H159ZM162 173H161V174H162ZM171 173H172V172H171ZM182 173H183V172H182ZM182 173H181V175H182ZM203 173H204V172H203ZM212 173H215V172H212ZM217 173H218V172H217ZM221 173H222V171H221ZM227 173H230V172L228 171ZM240 173L242 174L243 171H241ZM262 173H264V172H262ZM6 174H7V173H6ZM11 174H12V173H11ZM28 174H29V173H28ZM31 174H30V175H31ZM47 174H49V173H47ZM62 174H63V173H62ZM153 174H154V172H153ZM164 174H166V173L164 172ZM169 174H170V173H169ZM186 174H187V173H186ZM188 174H189V173H188ZM190 174L193 175V173H190ZM194 174H195V173H194ZM204 174H205V173H204ZM204 174H203V175H204ZM207 174L211 177V175H210L211 173H207ZM207 174H206V175H207ZM215 174H216V173H215ZM241 174H240V175H237V176L244 177V176H241ZM248 174H249V172H248ZM251 174H252V173H251ZM253 174H255V173H253ZM258 174H259V173H258ZM258 174H255V176L258 175ZM4 175H5V174H4ZM30 175H27V176L30 177ZM35 175L37 176V174H35ZM40 175H41V174H40ZM43 175H44V174H43ZM60 175H61V173H60ZM60 175H58V176H60ZM112 175H113V173H112L111 175H109V176H112ZM116 175H117V172H116ZM120 175H121V174H120ZM142 175H143V174H142ZM144 175H145V172H144ZM176 175L179 176L180 174H177V172H176ZM176 175H175V177H176ZM192 175H191V176H192ZM206 175H205V176H206ZM220 175H221V174H220ZM230 175H231V174H230ZM232 175H233V174H232ZM232 175H231V176H232ZM244 175H245V174H244ZM11 176H12V175H11ZM36 176H35V178H34L35 180L38 178V177L36 178ZM53 176H54V175H53ZM61 176H62V175H61ZM109 176H108V177H109ZM125 176H127V175H125ZM145 176H146V175H145ZM145 176H144V177H145ZM158 176H159V175H158ZM160 176H161V175H160ZM168 176H169V175H168ZM185 176H186V175H185ZM188 176H189V175H188ZM196 176H198V174H197ZM196 176H195V177H196ZM209 176H208V177H209ZM212 176H213L212 178L215 177L214 175H212ZM216 176H217V175H216ZM228 176H229V175H228ZM245 176H246V175H245ZM253 176H254V175H253ZM262 176H264V175H262ZM8 177H9V176H8ZM50 177L52 178V174L50 175ZM54 177H56V175H55ZM54 177H53V178H54ZM104 177L106 178L105 175H104ZM104 177H103V178H104ZM108 177H107V178H108ZM114 177H115V176H114ZM116 177H117V176H116ZM144 177L142 176L143 179H144ZM154 177H155V176H154ZM164 177H165V176H164ZM183 177H184V176H183ZM186 177H187V176H186ZM210 177H209L208 179H210ZM222 177L224 178V176H222ZM222 177H219V178L222 179ZM246 177H247V176H246ZM258 177H259V176H258ZM24 178H25V175H24ZM26 178H27V177H26ZM26 178H25V179H26ZM42 178H43V177H42ZM48 178H49V177H48ZM48 178H47V180H48ZM99 178H100V177H99ZM112 178H113V177H112ZM118 178H119V177H117V179H118ZM125 178H126V177H125ZM125 178H124V179H125ZM146 178H147V177H146ZM177 178H178V177H177ZM179 178H180V179H179ZM179 178H178V179H179L180 182H181L182 177H179ZM187 178H188V177H187ZM189 178H191V177L189 176ZM189 178H188V179H189ZM203 178H204V177H203ZM238 178H239V177H238ZM247 178H249V177H247ZM247 178H246V179H247ZM251 178H252V177H251ZM256 178H257V177H255V180L257 181ZM259 178H260V177H259ZM259 178H258V179H259ZM1 179H2V178H1ZM1 179H0V180H1ZM5 179H6V178H4V181H6ZM7 179H8V178H7ZM21 179H23V178H20V180H21ZM25 179H24V181H25ZM28 179H29V178H28ZM43 179H44V178H43ZM110 179H111V178H110ZM115 179H116V178H115ZM117 179H116V180H117ZM119 179H120V178H119ZM122 179H123V178H122ZM124 179H123V180H124ZM127 179H128V178H127ZM152 179H153V178H152ZM157 179H158V178H157ZM160 179H161V178H160ZM167 179H168V178H167ZM184 179H185V178H184ZM236 179H237V178H236ZM246 179H245V180H246ZM249 179H250V178H249ZM253 179H254V178H253ZM262 179H263V177H262ZM9 180H10V178H9ZM35 180H34V181H35ZM47 180H46V181H47ZM101 180H103V179H101ZM104 180H105V179H104ZM104 180H103V181H104ZM106 180H107V179H106ZM130 180H131V179H130ZM149 180H151V179H149ZM149 180H148V181H149ZM154 180H155V179H154ZM173 180H175L174 183H177V182L179 181V180L176 181V178H174ZM210 180H211V179H210ZM210 180H208V182H210ZM222 180H223V182H224L225 179H222ZM255 180H254V181L252 180V181L254 182L253 184H255V182H256ZM10 181H11V180H10ZM26 181H27V179H26ZM31 181L33 182L32 178H31ZM36 181H37V180H36ZM49 181H51V179H50ZM103 181H102V182H103ZM110 181H111V180H110ZM114 181H115V180H114ZM117 181H118V180H117ZM119 181H120V180H119ZM121 181H122V180H121ZM143 181H144V180H143ZM156 181H157V180H156ZM160 181H161V180H160ZM162 181H163V180H162ZM164 181H166V179H165ZM169 181H171V179H169ZM185 181H187V180H185ZM211 181H212V180H211ZM240 181H242V180H240ZM259 181H260V179H259ZM59 182H60V181H59ZM104 182H105V181H104ZM104 182H103V183H104ZM106 182H108V180H107ZM150 182H151V181H150ZM152 182H153V181H152ZM171 182H172V181H171ZM226 182H227V181H226ZM250 182H251V181H250ZM262 182H263V181H262ZM1 183L3 184V182H0V184H1ZM6 183H7V182H6ZM16 183H17V182H16ZM33 183H34V182H33ZM35 183H36V182H35ZM41 183H42V182H41ZM44 183H45V182H44ZM110 183H112V182H110ZM119 183H120V182H119ZM119 183H118V184H119ZM130 183H131V182H130ZM132 183H133V181H132ZM132 183H131V185H132ZM148 183H149V182H148ZM183 183H184V182H183ZM200 183H201V182H200ZM202 183H204V182H202ZM205 183H207V181H206ZM213 183H214V182H213ZM213 183H212V184H213ZM217 183H218V182H217ZM219 183H221V182L219 181ZM224 183H225V182H224ZM239 183H240V182H239ZM257 183H258V182H257ZM259 183H261V182H259ZM263 183H264V182H263ZM7 184H8V183H7ZM31 184H32V183H31ZM38 184H39V182H38ZM38 184H36V185H38ZM104 184H105V183H104ZM104 184H103V185H104ZM106 184H108V183H106ZM115 184H117V183H115ZM118 184H117V185H118ZM125 184L128 185V184H127V180L125 181ZM142 184H143V183H142ZM144 184H145V183H144ZM144 184H143V185H144ZM156 184H157V183H156ZM165 184H167V183H165ZM169 184H170V182H169ZM171 184H172V183H171ZM232 184H233V183H232ZM253 184H251V185H253ZM11 185H12V184H11ZM14 185H15V184H14ZM14 185L11 186V187H14ZM16 185H17V184H16ZM16 185H15V187H16ZM20 185H21V183H20ZM23 185H25V184H23ZM27 185H28V183H27ZM27 185H26V186H27ZM33 185H35V184H33ZM112 185H113V183H112ZM122 185H123V184H122ZM122 185H121V186L119 185L120 187L118 186V187H116V188H121ZM126 185H125V187H126V189H128ZM139 185H140V184H139ZM151 185H152V184H151ZM154 185H155V183H154ZM185 185H186V186H189V185H187V184H185ZM185 185H184V186H185ZM213 185H214V184H213ZM219 185H221V184H219ZM225 185L227 186V184H225ZM225 185L223 184L222 186L225 187ZM255 185H256V184H255ZM258 185H259V184H258ZM262 185H263V184H262ZM9 186H10V185H9ZM17 186H19V185H17ZM26 186H24V187H26ZM30 186H31V185H30ZM104 186H105V185H104ZM114 186H115V185H114ZM146 186H147V185H146ZM159 186H160V185H159ZM163 186H164V185H163ZM171 186L174 187V185H171ZM176 186H177V185H176ZM184 186H182V187H184ZM217 186H218V184H217ZM239 186H240V185H239ZM239 186H238V187H239ZM260 186H261V185H260ZM1 187L3 188V186H1ZM1 187H0V188H1ZM5 187H6V186H5ZM11 187H10V188L8 187V188L11 190V189H12ZM21 187H22V185H21ZM32 187H33V186H32ZM35 187H36V186H35ZM37 187H38V188H37ZM37 187H36V188L39 189L40 186H37ZM43 187H44V186H43ZM54 187H55V186H54ZM109 187H111V186H109ZM123 187H124V185H123ZM128 187H129V189L134 188V187H131V188H130V185H129ZM138 187H140V186H138ZM144 187H145V185H144ZM144 187H143V188H144ZM147 187H148V186H147ZM156 187H158V185H155V188H156ZM177 187H178V186H177ZM179 187H181V186L179 185ZM215 187H216V184H215ZM218 187H219V186H218ZM227 187H228V189H229V185H228ZM234 187H235V186H234ZM17 188H18V187H17ZM26 188H27V187H26ZM36 188H35V189H36ZM140 188H141V187H140ZM170 188H171V187H170ZM174 188H175V187H174ZM184 188H185V187H184ZM202 188H203V187H202ZM207 188H208V187H207ZM212 188H213V187H212ZM221 188H223V187H221ZM221 188H220V189H221ZM3 189H4V188H3ZM21 189H22V188H21ZM35 189H34V191H35ZM58 189H59V188H58ZM96 189L98 190V188H96ZM96 189H95V190H96ZM99 189H100V188H99ZM103 189H104V188H103ZM106 189H107V188H106ZM113 189H114V188H113ZM124 189H125V188H124ZM145 189H146V188H145ZM147 189H148V188H147ZM147 189H146V190H147ZM149 189H150V188H149ZM152 189H153V187H152ZM205 189H206V188H205ZM208 189H210V187H209ZM213 189H214V188H213ZM218 189H219V188H218ZM220 189H219V191H222V190H223V189H221V190H220ZM224 189H225V188H224ZM6 190H7V193L10 191V190H8V189H6ZM15 190H16V189H15ZM15 190H14V191H15ZM44 190H45V189H44ZM97 190H96V192H97ZM101 190H102V189H101ZM101 190H99V191H101ZM107 190H109V189H107ZM119 190H120V189H119ZM119 190H117V191L120 192ZM122 190H123V189H122ZM132 190H133V189H132ZM134 190H135V188H134ZM134 190H133V191H134ZM143 190H144V189H143ZM150 190H151V189H150ZM170 190H171V189H170ZM175 190H176V189H175ZM177 190L179 191L180 189H177ZM177 190H176V191H177ZM192 190H193V188H192ZM192 190H191V191H192ZM196 190H197V189H196ZM196 190H193V191L196 192ZM215 190H216V189H215ZM226 190H227V188H226ZM232 190H233V189H232ZM12 191H13V190H12ZM17 191H18V190H17ZM27 191H28V190H27ZM37 191H38V190H37ZM39 191H40V189H39ZM41 191H42V190H41ZM105 191H106V190H105ZM133 191H132V192H133ZM158 191H159V190H158ZM168 191H169V190H168ZM173 191H174V189H173ZM176 191H175V192H176ZM186 191H187V189H186ZM193 191H192V192H193ZM199 191H200V190H199ZM202 191H204V189H203ZM227 191H228V190H227ZM24 192H26V191H24ZM29 192H30V191H28L27 193H29ZM43 192H44V191H43ZM135 192H139V191H136V190H135ZM135 192H134V193H135ZM170 192H171V191H170ZM179 192H180V191H179ZM183 192H184V191H183ZM204 192H205V191H204ZM213 192H214V191H213ZM213 192H212V193H213ZM222 192H223V191H222ZM222 192H221V193H222ZM7 193H5V194H7ZM22 193H23V192H22ZM31 193H32V192H31ZM36 193H38V192H36ZM44 193H47V192H44ZM100 193H101V192H100ZM102 193H103V192H102ZM120 193H122V192H120ZM120 193H119V194H120ZM155 193H156V192H155ZM168 193H169V192H168ZM181 193H182V190H181ZM181 193H180V194H181ZM193 193H194V192H193ZM219 193H220V192H219ZM219 193H218V194H219ZM221 193H220V196H221L223 193H226V191L223 192L222 194H221ZM0 194H2V192H0ZM3 194H4V193H3ZM3 194H2V195H3ZM9 194H10V192H9ZM11 194H12V193H11ZM24 194H25V193H24ZM24 194H21V196L24 195ZM42 194H43V193H42ZM142 194H143V193H142ZM170 194H171V193H170ZM177 194H178V193H177ZM183 194H185V192L182 193V195H179L178 197L183 196ZM186 194H187V193H186ZM190 194H191V192H190ZM198 194H199V193H198ZM218 194H217V195H218ZM227 194H228V192H227ZM227 194H226V195H227ZM19 195H20V194H19ZM19 195H18V196H19ZM36 195H38V194H36ZM39 195H41V194L39 193ZM101 195H102V194H101ZM129 195H130V194H129ZM136 195H137V193H136ZM143 195H144V194H143ZM150 195H151V194H150ZM187 195L189 196V192H188ZM215 195H216V193H215ZM226 195L223 194V196H226ZM5 196H6V195H5ZM5 196H4V197H5ZM10 196H11V195H10ZM21 196H20V197H21ZM25 196H26V195H25ZM49 196H50V195H49ZM55 196H56V195H55ZM131 196L135 197V195H133V194L130 195V197H131ZM137 196H138V195H137ZM137 196H136V197H137ZM139 196H140V194H139ZM168 196H169V195H168ZM185 196H186V195H185ZM192 196H193V195H192ZM220 196H218V197H220ZM12 197H13V196H12ZM14 197H15V195H14ZM30 197H31V194H30ZM30 197H29V198H30ZM34 197H35V196H34ZM38 197L41 198L40 196H38ZM45 197H46V196H45ZM98 197H99V196H98ZM98 197H97V198L95 197V198L99 200L100 197H99V198H98ZM101 197H102V196H101ZM130 197H129V198H130ZM141 197H142V196H141ZM141 197H140V198H141ZM156 197H158V194L156 195ZM178 197L175 196L174 198H178ZM215 197H216V196H215ZM226 197H227V196H226ZM226 197H225V198H226ZM8 198H9V197H8ZM24 198H26V197H24ZM46 198H49V197H46ZM117 198H119V197H117ZM129 198H128V200H129L128 202H130V200H133V198H132V199H129ZM158 198H159V197H158ZM166 198H168V197H166ZM181 198H182V197H181ZM221 198H222V197H221ZM223 198H224V197H223ZM5 199H6V198H5ZM31 199H32V198H31ZM168 199H169V201H170V200L172 201L173 196H172L171 199H170V198H168ZM168 199H167V200H168ZM179 199H180V198H179ZM193 199H194V198H193ZM10 200H11V198H10L8 201H10ZM17 200H18V199H17ZM28 200H30V199H28ZM34 200H35V199H34ZM116 200H117V199H116ZM167 200H166V201H167ZM196 200H197V199H196ZM26 201H27V200H26ZM75 201H76V200H75ZM135 201H136V200H135ZM140 201H141V200H140ZM146 201H148V200H146ZM146 201H145V202H146ZM160 201H161V200H160ZM173 201H174V200H173ZM181 201H182V200H181ZM183 201H184V200H183ZM185 201H186V199H185ZM187 201H189V200H187ZM217 201H218V200H217ZM27 202H28V201H27ZM32 202H34V201H32ZM84 202H85V201H84ZM212 202H213V201H212ZM215 202H216V201H215ZM218 202H219V201H218ZM222 202H223V201H222ZM7 203H9V202H7ZM30 203H31V202H29V204H30ZM36 203H37V202H36ZM36 203H35V204H36ZM81 203H82V202H81ZM85 203H86V202H85ZM154 203H155V202H154ZM154 203H153V205H154ZM159 203H160V202H159ZM173 203H174V202H173ZM173 203H172V204L170 203V204L173 205V206H174L175 204H177V203H175V204H173ZM181 203H182V202H181ZM210 203H211V202H210ZM255 203H256V202H255ZM32 204H33V203H32ZM32 204H31V205H32ZM89 204H90V203H89ZM89 204H87V206H88ZM91 204H92V203H91ZM130 204H131V203H130ZM179 204H180V201H179ZM183 204H185V202H184ZM256 204L258 205V203H256ZM25 205H26V204H25ZM25 205H24V206H25ZM74 205H75V204H73V206H74ZM81 205H82L81 208L83 209V208H84V207H83L84 204H81ZM153 205H152V206H153ZM177 205H178V204H177ZM252 205H255V204H252ZM28 206H29V205H28ZM91 206H92V205H91ZM128 206H129V205H128ZM159 206H160V205H159ZM173 206H172V208H173ZM212 206H213V205H212ZM214 206H215V205H214ZM217 206H218V205H217ZM250 206H251V205H250ZM78 207H79V205H78ZM78 207H77V208H78ZM89 207H90V206H89ZM131 207H132V206H131ZM146 207H147V205H146ZM238 207H239V206H238ZM238 207H237V208H238ZM251 207H252V206H251ZM254 207L256 208V206H254ZM85 208H86V207H85ZM87 208H88V207H87ZM91 208H92V207H91ZM154 208H155V207H154ZM154 208H153V209H154ZM157 208H158V207H157ZM157 208H155V209H157ZM243 208H244V207H243ZM26 209H27V208H26ZM73 209H74V208H73ZM73 209H72V211H74ZM75 209H76V208H75ZM79 209H80V208H79ZM93 209H94V208H93ZM175 209H176V208H175ZM204 209H205V208H204ZM208 209H209V208H208ZM212 209H213V208H212ZM253 209H254V208H253ZM87 210H88V209H87ZM91 210H92V209H91ZM94 210H95V209H94ZM126 210H127V209H126ZM171 210H172V209L170 208V211H171ZM209 210H210V209H209ZM23 211H24V210H23ZM79 211H81V210H79ZM84 211L86 212V210H84ZM166 211H168V209H166ZM166 211H165V212H166ZM234 211H235V210H234ZM234 211H233V212H234ZM243 211H244V210H243ZM247 211H249V210H247ZM247 211H245V212H247ZM255 211H256V210H254V212H255ZM82 212H83V210H82ZM82 212H81V213H82ZM85 212H84V213H85ZM87 212H90V210L87 211ZM143 212H144V211H143ZM162 212H163V211H162ZM168 212H169V211H168ZM236 212H237V211H236ZM239 212H240V211H238V215H239V216H242V219H243V214H246V213L243 212V214L241 215ZM254 212L252 213L253 215L258 213L257 211H256V213H254ZM69 213H70V212H69ZM79 213H80V212H79ZM79 213H77V214H79ZM170 213L173 214V213H174V210H173V212H170ZM175 213L177 214V212H175ZM178 213H179V212H178ZM241 213H242V212H241ZM249 213H251V211H250ZM77 214H76V215H77ZM86 214H87V213H86ZM165 214H167V212H166ZM87 215H88V214H87ZM170 215H171V214H170ZM170 215H168V216L170 217ZM177 215H178V214H177ZM248 215H249V214H248ZM248 215H245V216H248ZM250 215H251V214H250ZM85 216H86V215H85ZM85 216H84V217H85ZM245 216H244V218H247V217H245ZM18 217H19V216H18ZM32 217H33V216H32ZM74 217H75V215H74ZM82 217H83V215H82ZM88 217H89V216H88ZM95 217H96V216H95ZM169 217H168V218H169ZM249 217H250V216H249ZM249 217H248V218H249ZM254 217H255V216H254ZM254 217H253V218H254ZM76 218H78V217H76ZM92 218H94V216H93ZM92 218H90V219L92 220ZM176 218H177V217H176ZM248 218H247V219H248ZM250 218H251V217H250ZM29 219H30V218H29ZM81 219H82V218H81ZM86 219H87V217H86ZM90 219H89V220H90ZM179 219H180V218H179ZM230 219H231V218H230ZM72 220H73V219H72ZM75 220H76V219H75ZM75 220H73V222H74ZM93 220H94V219H93ZM93 220H92V221H93ZM95 220H96V218H95ZM95 220H94V221H95ZM140 220H141V219H140ZM146 220H147V219H146ZM225 220H226V219H225ZM244 220H245V219H244ZM29 221H30V220H29ZM34 221H35V220H34ZM77 221H78V220H77ZM138 221H139V220H138ZM147 221H148V220H147ZM254 221H255V220H253V222H254ZM25 222H26V220H25ZM27 222H28V221H27ZM141 222H142V221H141ZM145 222H146V221H145ZM145 222H144V223H145ZM236 222H238V221H236ZM239 222H240V220H239ZM249 222H250V219H249ZM249 222H248V223H249ZM22 223H23V220H22ZM28 223H29V222H28ZM80 223H81V222H80ZM91 223H94V222H91ZM91 223L88 222L87 224H91ZM244 223H245V221H244ZM246 223H247V222H246ZM246 223H245V224H246ZM74 224H75V223H74ZM142 224H143V223H142ZM209 224H210V223H209ZM232 224H233V223H232ZM232 224H231V226H233ZM234 224H235V223H234ZM237 224H239V223H237ZM32 225L37 226V224H32ZM32 225H31V226H32ZM243 225H244V224H243ZM35 226H34V227H35ZM143 226H144V225H143ZM228 226H229V225H228ZM241 226H242V225H241ZM34 227H33V229H34ZM141 227H142V226H141ZM144 227H145V226H144ZM229 227H230V226H229ZM242 227H243V226H242ZM138 228H139V227L135 228L136 231H137ZM225 228H226V227H225ZM248 228H249V227H248ZM24 229H25V228H24ZM26 229H28V228H26ZM26 229H25L26 233L29 232V231H27ZM73 229H74V228H73ZM73 229H72V231H73ZM76 229H77V228H75L74 231H76ZM140 229H141V228H140ZM143 229H144V228H143ZM148 229H150V228H148ZM153 229H155V228H153ZM222 229H223V228H222ZM226 229H227V231L230 230V228H229V230H228V228H226ZM231 229H233V228H231ZM236 229H237V228H236ZM236 229H235V230H236ZM31 230H32V229H31ZM61 230H62V229H61ZM150 230H151V229H150ZM223 230H224V229H223ZM233 230H234V229H233ZM235 230H234V231H235ZM246 230H248V229H246ZM46 231H47V230H46ZM143 231H144V230H143ZM153 231L156 232L155 230H153ZM181 231H182V230H181ZM183 231H184V230H183ZM183 231H182V233H183ZM185 231H186V230H185ZM227 231H225V232H227ZM238 231H239V229H238ZM37 232H38V231H37ZM60 232H61V231H60ZM141 232H142V230H141ZM144 232H145V231H144ZM144 232H143V233H144ZM146 232H147V231H146ZM150 232H152V231H150ZM154 232H153V233H154ZM231 232H232V231H231ZM32 233H34V232H32ZM55 233H57V232L55 231ZM71 233H72V232H71ZM73 233L75 234V232H73ZM139 233H140V231H139ZM143 233H142V234H143ZM153 233H152V235H153ZM235 233H236V232H235ZM235 233H234V234H235ZM249 233H251V232H249ZM35 234H36V233H35ZM46 234H47V233H46ZM58 234H59V233H58ZM147 234H148V233H147ZM150 234H151V233H150ZM155 234H157V233H154V235H155ZM177 234L180 235V233H177ZM183 234H184V233H183ZM183 234H182V235H183ZM237 234H239V233H236V236H237ZM251 234H252V233H251ZM29 235H30V234H29ZM36 235H37V234H36ZM140 235H141V234H140ZM154 235H153V236H154ZM227 235H229V233L226 234V236H227ZM243 235H244V234H243ZM59 236H60V235H59ZM144 236H146V235H144ZM150 236H151V235H150ZM155 236H156V235H155ZM238 236H239V237H237V239L240 238V235H238ZM246 236H247V235H246ZM57 237H58V236H57ZM146 237L149 238V236H146ZM146 237H145V238H146ZM157 237H160V236H157ZM230 237H231V236H230ZM232 237H233V236H232ZM53 238H54V237H53ZM152 238H153V237H152ZM225 238H226V237H225ZM227 238H228V237H227ZM243 238H245V237L243 236ZM246 238H247V237H246ZM74 239H75V238H74ZM139 239L141 240L142 237L139 238ZM143 239H144V238H143ZM143 239H142V240H143ZM150 239H151V238H150ZM153 239H155V237H154ZM159 239H162V238H159ZM197 239H199V238H197ZM200 239H201V238H200ZM200 239H199V241H201ZM204 239H205V238H204ZM208 239H209V238H208ZM235 239H236V238H235ZM147 240H148V239H147ZM155 240H156V239H155ZM177 240H178V239H177ZM226 240H227V239H225V241H226ZM144 241H145V240H144ZM148 241H149V240H148ZM153 241H154V240H153ZM161 241H162V240H161ZM202 241H203V240H202ZM207 241H208V240H207ZM223 241H224V240H223ZM140 242H141V241H140ZM142 242H143V241H142ZM146 242H147V241H146ZM154 242H155V241H154ZM238 242H239V241H238ZM242 242H243V241H242ZM106 243L108 244V242H106ZM106 243H105V244H106ZM156 243H160V242L158 241V242H156ZM156 243H155V244H156ZM162 243H163V241H162ZM186 243H187V242H186ZM201 243H202V242H199V245H200ZM203 243H205V240H204ZM208 243H209V241H208ZM224 243H227V242H224ZM224 243H223V244H224ZM239 243H240V242H239ZM239 243H238V244H239ZM243 243H244V242H243ZM243 243H242V244H243ZM254 243H256V242H254ZM142 244H143V243H142ZM153 244H154V243H153ZM155 244H154V246H156ZM223 244H222V245H223ZM246 244H247V243H246ZM103 245H104V244H103ZM144 245H145V244H144ZM148 245H149V244H148ZM150 245L152 246V242L150 243ZM150 245H149V246H150ZM160 245H162V244H160ZM163 245H164V243H163ZM178 245H179V244H178ZM206 245H207V243H206ZM206 245H205V248H206ZM224 245H225L226 247L229 246V245H226V244H224ZM233 245H234V244H233ZM233 245H232V246H233ZM239 245H240V244H239ZM146 246H147V245H146ZM151 246H150V247H151ZM210 246H211V245H210ZM225 246H223V247L225 248ZM230 246H231V245H230ZM232 246H231V248H233ZM234 246H236V247H234V248H237V245H234ZM30 247H31V246H30ZM152 247H153V246H152ZM157 247H158V246H157ZM182 247H183V246H182ZM202 247H204V246H202ZM26 248H27V247H26ZM78 248H79V247H78ZM147 248H148V247H147ZM154 248H155V247H154ZM159 248H160V247H159ZM207 248L209 249V247H207ZM212 248H213V247H212ZM212 248H211V250H212ZM234 248H233V250H236V249H234ZM104 249H105V248H104ZM148 249H149V248H148ZM150 249H151V248H150ZM208 249L206 250V253L208 252ZM215 249H216V248H215ZM154 250H156V249H154ZM203 250H204V249H203ZM209 250H210V249H209ZM211 250H210L209 252H211ZM44 251H45V250H44ZM46 251H47V250H46ZM121 251H122V250H121ZM121 251H120V252H121ZM224 251H225V250H224ZM227 251H228V250H226L225 254H227ZM241 251H242V249L240 250V252H241ZM102 252H103V251H102ZM232 252H233V251H232ZM235 252H236V251H235ZM123 253H124V252H123ZM123 253H122V254H123ZM230 253H231V252H230ZM100 254H101V253H100ZM119 254H120V253H119ZM124 254H125V253H124ZM154 254H155V253H154ZM222 254H223V255H221V256L223 257L225 254H224V253H222ZM228 254H229V252H228ZM230 255H231V254H230ZM228 256H229V255H227V257H228ZM20 257H21V256H20ZM219 257H220V256H218V258H219ZM224 257L226 258V256H224ZM224 257H223V258H224ZM109 258H110V256H109ZM109 258H107V261H109ZM19 259H20V258H19ZM115 259H116V258H115ZM134 259H135V258H134ZM220 259H221V258H220ZM220 259H218V260H220ZM228 259H229V258H228ZM16 260H17V259H16ZM224 260H225V259H224ZM104 261H105V260H104ZM111 261H112V260H110L109 263H110ZM117 261H118V260H117ZM131 261H132V260H131ZM226 261H227V258H226ZM231 261H234V260H231ZM102 262H103V260H102ZM223 262H225V261H223ZM234 262H235V261H234ZM103 263H106V262H103ZM103 263H102V264H103ZM107 263H108V262H107ZM111 263H112V262H111ZM211 263H212V261H211ZM114 264H115V263H114ZM209 264H210V263H209ZM213 264H214V263H213ZM216 264H217V263H216ZM219 264H220V263H219ZM223 264H224V263H223Z\"/></svg>",
    "mask_w": 264,
    "mask_h": 264
}]
</instances>
